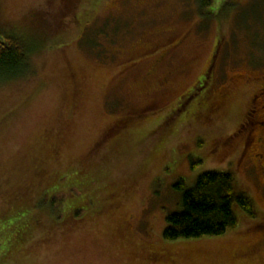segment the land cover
Masks as SVG:
<instances>
[{
  "label": "rangeland",
  "instance_id": "1",
  "mask_svg": "<svg viewBox=\"0 0 264 264\" xmlns=\"http://www.w3.org/2000/svg\"><path fill=\"white\" fill-rule=\"evenodd\" d=\"M11 33L39 48L0 84V264H264V233L237 204L231 233L164 238L176 186L209 171L235 173L264 209L256 179L220 154L241 83L214 122L173 112L221 39L222 78L256 53L264 66V0H0Z\"/></svg>",
  "mask_w": 264,
  "mask_h": 264
},
{
  "label": "flooded vegetation",
  "instance_id": "2",
  "mask_svg": "<svg viewBox=\"0 0 264 264\" xmlns=\"http://www.w3.org/2000/svg\"><path fill=\"white\" fill-rule=\"evenodd\" d=\"M182 41L183 39L178 43ZM220 45L218 55H214V48L205 69L176 101V109L173 112L182 113L181 106L184 105L185 117L196 114L214 122L225 101L227 88L231 89L234 82L241 83L245 93L242 117L236 128L220 143V154H231L236 172H245L249 177L255 178L264 196V66L257 65L261 62V54H254V58L251 56L246 62L235 63L231 76L222 78L219 72L225 69L228 63L221 62L222 39ZM133 65L134 63H131L127 67ZM259 209L256 216L250 217V227L247 230L249 234L254 233V230L264 233V209ZM156 259L159 261L158 256Z\"/></svg>",
  "mask_w": 264,
  "mask_h": 264
},
{
  "label": "trees",
  "instance_id": "3",
  "mask_svg": "<svg viewBox=\"0 0 264 264\" xmlns=\"http://www.w3.org/2000/svg\"><path fill=\"white\" fill-rule=\"evenodd\" d=\"M215 46L214 55H218L220 42ZM38 48L39 44L17 33L0 36V84L24 77L30 67V56ZM184 108L182 105V113ZM59 147V143L54 141L52 149L56 151ZM236 184V174L232 171L206 172L189 189L180 182L176 188L183 191L182 210L167 215L164 238L175 241L231 233L240 224L234 210L236 204L248 216H256L255 201L248 194L239 192ZM59 194L64 195L62 192Z\"/></svg>",
  "mask_w": 264,
  "mask_h": 264
}]
</instances>
